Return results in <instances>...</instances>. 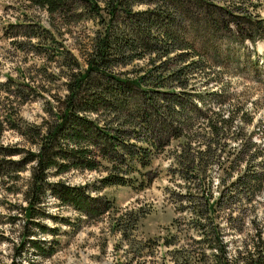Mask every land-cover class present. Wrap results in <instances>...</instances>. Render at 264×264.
<instances>
[{
    "label": "rangeland",
    "instance_id": "374dc122",
    "mask_svg": "<svg viewBox=\"0 0 264 264\" xmlns=\"http://www.w3.org/2000/svg\"><path fill=\"white\" fill-rule=\"evenodd\" d=\"M105 1L98 0L102 5ZM127 1L133 10L153 6ZM249 1H255L254 5ZM242 2L246 9L264 17V0ZM76 8L82 16L69 21L51 15L31 0H0V146L20 151L7 158L22 160V149H38V138L34 139L29 129L51 119L50 107L56 110L65 97L69 74L77 69L66 62L67 57L85 64L102 24L86 2L80 0ZM39 25L49 29V38L28 34ZM179 33L201 51L199 69L203 72L192 76L199 92L195 95L197 101L202 96L212 104H222L227 107L225 115L230 111L229 104L236 103L241 111L235 116V124L241 123L252 132L254 149H263L264 153V38L255 43L251 39L238 40L233 32L208 28L197 16L188 18ZM141 65L146 66V59L113 65L112 69L125 75ZM205 77L209 80L202 83ZM179 141L174 139L170 150L153 159L148 167L153 179L143 188L101 185L98 179L107 173L104 167L72 168L59 174L54 168L50 170L51 182L88 183L87 190L100 198V207H104L107 197L112 200L114 206L101 215L77 210L58 198L50 186L42 202L36 204V216L27 219L24 207L28 204L34 161L22 170L0 176V264L11 263L28 231L34 232L37 239H45L47 249L54 251L47 255L30 247L22 258H14H21L23 264H180L176 249L191 256L194 264H220L214 256L216 248L209 246L208 238L205 240L213 226L217 228L215 242L219 237L227 244L230 259L238 256L264 264V191L251 201L243 196L227 201L228 197L222 196L220 202L226 204L218 203V215H198L192 207L206 201L201 186L210 184L215 196L221 194L218 165L211 167L215 168L211 172L213 183L208 174L202 181L183 178L171 153ZM3 156L0 154V158ZM95 185H101L100 190ZM27 245L29 242L25 249Z\"/></svg>",
    "mask_w": 264,
    "mask_h": 264
},
{
    "label": "trees",
    "instance_id": "16d2710c",
    "mask_svg": "<svg viewBox=\"0 0 264 264\" xmlns=\"http://www.w3.org/2000/svg\"><path fill=\"white\" fill-rule=\"evenodd\" d=\"M81 1L100 17L102 27L93 37L85 64L67 57L66 62L77 69L69 74L65 97L56 110L50 107L52 118L29 129L33 138H38V149H22L23 159L16 160L7 157L19 153L18 149L0 146V154L4 155L0 158V176L22 170L34 161L28 204L24 207L26 218L36 216V204L42 202L50 186L58 198L77 210L89 215L103 214L114 206L112 200L107 197L104 207H100V198L87 190L88 183L51 182L50 170L54 168L59 174L72 168L104 167L107 173L98 179L101 185L143 188L153 179L148 169L153 159L170 150L174 139L180 141L171 153L183 178L202 181L208 174L213 183L211 172L215 168L211 167L218 165L221 194L215 196L210 184L201 186L206 201L192 207L198 215H218V203L226 204L220 202L222 196H227V201L241 196L251 201L264 191V167L256 166L264 164L263 149H254L252 132L234 121L241 107L231 103L225 115L227 107L222 104H212L199 95L197 101L195 95L199 92L192 76L203 72L199 69L201 51L179 33L188 18L197 16L212 30L233 32L236 39L255 43L264 38V17L242 6L243 0H222L221 4L216 0H132L153 3L139 10H133L127 0H106L105 5L98 0ZM31 2L65 20L82 16L76 8L80 0ZM49 32L39 25L28 34L49 38ZM138 59H146V66L133 67L125 75L112 69L113 65L125 66ZM208 80L205 77L202 83ZM12 125L18 126L15 122ZM242 165L245 169L240 168ZM100 186L95 185V189L100 190ZM215 229L213 226L208 230L205 240L208 238L209 246L216 248L214 256L220 264H254L251 259L238 256L230 259L227 244L219 237L215 242ZM33 235L32 231L24 233L25 241L16 248L9 264H23L21 258L30 247L52 254L54 250L47 249L45 239ZM176 251L180 264H194L191 256L180 254L181 249Z\"/></svg>",
    "mask_w": 264,
    "mask_h": 264
}]
</instances>
